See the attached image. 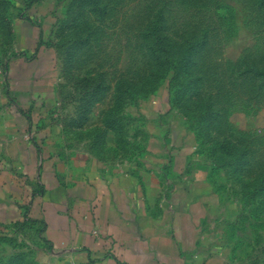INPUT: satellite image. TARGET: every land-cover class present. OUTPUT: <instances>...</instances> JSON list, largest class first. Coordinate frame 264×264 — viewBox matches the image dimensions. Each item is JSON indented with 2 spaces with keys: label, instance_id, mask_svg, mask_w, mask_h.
<instances>
[{
  "label": "rangeland",
  "instance_id": "1",
  "mask_svg": "<svg viewBox=\"0 0 264 264\" xmlns=\"http://www.w3.org/2000/svg\"><path fill=\"white\" fill-rule=\"evenodd\" d=\"M32 17L46 18L66 108L78 100L70 125L89 122L94 151L143 158L138 105L166 98L219 192L220 243L264 264V0H0V62ZM24 230L0 226V264H53Z\"/></svg>",
  "mask_w": 264,
  "mask_h": 264
},
{
  "label": "crops",
  "instance_id": "2",
  "mask_svg": "<svg viewBox=\"0 0 264 264\" xmlns=\"http://www.w3.org/2000/svg\"><path fill=\"white\" fill-rule=\"evenodd\" d=\"M44 19H25L0 62V226L26 229L53 264H240L220 243L219 192L200 170L194 133L173 121L168 100L138 105L143 158L98 154L82 136L89 122L70 125L78 100L66 108Z\"/></svg>",
  "mask_w": 264,
  "mask_h": 264
}]
</instances>
